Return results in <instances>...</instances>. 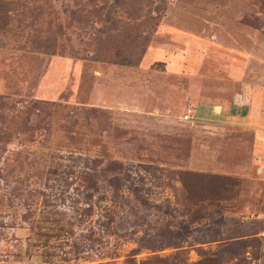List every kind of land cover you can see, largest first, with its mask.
Wrapping results in <instances>:
<instances>
[{
  "label": "rangeland",
  "instance_id": "obj_1",
  "mask_svg": "<svg viewBox=\"0 0 264 264\" xmlns=\"http://www.w3.org/2000/svg\"><path fill=\"white\" fill-rule=\"evenodd\" d=\"M0 264H264V0H0Z\"/></svg>",
  "mask_w": 264,
  "mask_h": 264
},
{
  "label": "built area",
  "instance_id": "obj_2",
  "mask_svg": "<svg viewBox=\"0 0 264 264\" xmlns=\"http://www.w3.org/2000/svg\"><path fill=\"white\" fill-rule=\"evenodd\" d=\"M184 119H191L192 118V111L191 109H187L186 112L183 115Z\"/></svg>",
  "mask_w": 264,
  "mask_h": 264
},
{
  "label": "water",
  "instance_id": "obj_3",
  "mask_svg": "<svg viewBox=\"0 0 264 264\" xmlns=\"http://www.w3.org/2000/svg\"><path fill=\"white\" fill-rule=\"evenodd\" d=\"M219 109V107L215 106V110L217 111Z\"/></svg>",
  "mask_w": 264,
  "mask_h": 264
},
{
  "label": "bare ground",
  "instance_id": "obj_4",
  "mask_svg": "<svg viewBox=\"0 0 264 264\" xmlns=\"http://www.w3.org/2000/svg\"><path fill=\"white\" fill-rule=\"evenodd\" d=\"M217 107H219V109H218V110H220V106H217Z\"/></svg>",
  "mask_w": 264,
  "mask_h": 264
},
{
  "label": "crops",
  "instance_id": "obj_5",
  "mask_svg": "<svg viewBox=\"0 0 264 264\" xmlns=\"http://www.w3.org/2000/svg\"><path fill=\"white\" fill-rule=\"evenodd\" d=\"M221 108V107H220Z\"/></svg>",
  "mask_w": 264,
  "mask_h": 264
}]
</instances>
